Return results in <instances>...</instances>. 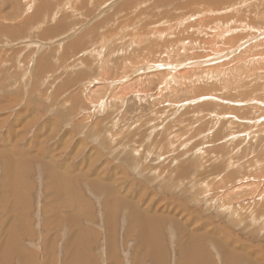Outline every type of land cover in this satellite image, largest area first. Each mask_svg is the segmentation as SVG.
<instances>
[{
    "label": "rangeland",
    "instance_id": "rangeland-1",
    "mask_svg": "<svg viewBox=\"0 0 264 264\" xmlns=\"http://www.w3.org/2000/svg\"><path fill=\"white\" fill-rule=\"evenodd\" d=\"M263 162L264 0H0V264H264Z\"/></svg>",
    "mask_w": 264,
    "mask_h": 264
},
{
    "label": "bare ground",
    "instance_id": "bare-ground-1",
    "mask_svg": "<svg viewBox=\"0 0 264 264\" xmlns=\"http://www.w3.org/2000/svg\"><path fill=\"white\" fill-rule=\"evenodd\" d=\"M103 2V1H102ZM135 3V2H134ZM32 8V7H31ZM116 11V10H115ZM118 13V12H117ZM62 21V20H61ZM223 23V22H222ZM104 25V24H103ZM215 31H216V29H214ZM101 31V30H100ZM220 31V30H219ZM224 31V30H223ZM230 31H232V29L230 30ZM99 32V31H98ZM105 32H106V29H105ZM227 32V31H226ZM222 33H224V32H222ZM105 34V33H104ZM106 34H107V32H106ZM105 34V35H106ZM221 35V34H220ZM218 33H217V36H220ZM98 37V36H97ZM220 37H222V36H220ZM220 37H218V38H220ZM94 38V37H93ZM103 38V37H102ZM233 39H235V37L233 38ZM185 40V39H184ZM259 40V39H258ZM183 43H185V42H183ZM208 43V45L211 47V48H213V49H215V51H217L218 50V47H216L215 45H216V43H209V42H207ZM185 45V44H184ZM261 45V44H260ZM217 48V49H216ZM238 48V47H237ZM166 49V48H165ZM66 50V49H65ZM219 50H220V47H219ZM91 51V50H90ZM96 52H99V51H97L96 50ZM94 53V52H93ZM213 54H215V53H213ZM101 55V54H100ZM219 55V54H218ZM97 56H99V55H97ZM81 59V58H80ZM94 59V58H93ZM154 60V59H153ZM211 60V59H210ZM87 61V60H86ZM102 61V60H101ZM104 61V60H103ZM102 61V62H103ZM142 61H145V64H146V62L148 61L147 59H145V60H142ZM213 62V61H212ZM132 63H136V61H133ZM131 63V64H132ZM148 64V63H147ZM161 64V63H160ZM199 64V63H198ZM155 65V64H154ZM166 65V64H165ZM127 66H129V67H132L131 65H128V64H126V66H124V68L123 69H129V67H127ZM146 67V66H145ZM148 67V66H147ZM104 68V67H103ZM105 68H106V66H105ZM137 68V67H136ZM141 68V67H140ZM107 69V68H106ZM130 70V69H129ZM134 70V69H133ZM124 72H125V70H123ZM135 72V71H134ZM138 72V71H137ZM129 73V72H128ZM107 75H109L108 73H107ZM105 76V75H104ZM135 76V75H134ZM168 76V75H167ZM169 77V76H168ZM105 78V77H104ZM107 80V79H106ZM167 80V79H166ZM239 82H240V80H239ZM165 83V82H164ZM94 84V83H93ZM111 84H112V82H111ZM110 85V84H109ZM128 87V86H127ZM133 88V87H132ZM141 89V88H140ZM90 90V89H89ZM92 90V89H91ZM124 90V89H123ZM127 91H128V89H126ZM130 90V89H129ZM90 92H94V91H90ZM96 93V92H95ZM89 94H91V93H89ZM121 94V93H120ZM125 94V93H124ZM128 94V93H127ZM89 98H91V97H89ZM118 99V98H117ZM120 100H123V99H121L120 98ZM199 101V100H198ZM261 124V123H260ZM18 131V130H17ZM10 141V140H9ZM30 144V143H29ZM264 163V162H263ZM257 170V169H256ZM104 176V175H103ZM98 177H100V174L98 175ZM225 178V177H224ZM134 180V179H133ZM107 182V181H106ZM105 181H104V183H106ZM109 183V182H108ZM107 183V184H108ZM106 185V184H105ZM102 187H105L104 186V184H102ZM106 187L108 188V190L111 192V193H115V189L113 188V187H111L110 186V184L109 185H106ZM120 189V188H119ZM264 193V192H263ZM175 197V196H174ZM141 199V198H140ZM137 201V200H136ZM138 202V201H137ZM136 202V203H137ZM140 203L142 204V201H140ZM126 205H129V204H127L126 203ZM143 206V205H142ZM128 207V206H127ZM125 208V209H127L126 211L129 213V224L131 225L132 224V227H134V226H137L139 229H140V232H141V234H140V236L142 237V238H145L146 237V233H147V230L148 229H151V228H153V227H155V225H157V222H156V224H154L155 223V218H152V217H149V216H147L145 213H144V211L143 210H141L140 209V205L139 204H130V206H129V208ZM148 207V206H147ZM225 207H227V206H225ZM3 208V207H2ZM147 209H149V207L147 208ZM145 210V209H144ZM159 221V220H158ZM130 228V227H129ZM15 229V228H14ZM18 251H20V250H18ZM14 252V251H13ZM16 253H17V251H15ZM233 253V251L231 250V253L230 254H232ZM15 256V255H14ZM3 257V256H2ZM12 257H13V255H12ZM11 257V259H13ZM2 260V259H1ZM6 260V259H5ZM5 260H3V262L5 261ZM187 263V262H186ZM185 263V264H186Z\"/></svg>",
    "mask_w": 264,
    "mask_h": 264
}]
</instances>
